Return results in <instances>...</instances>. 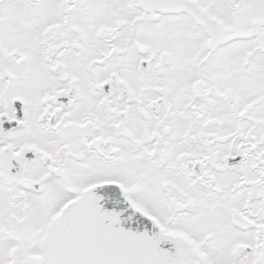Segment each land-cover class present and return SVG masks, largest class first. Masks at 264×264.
<instances>
[{
  "label": "snow or ice",
  "instance_id": "6c2138e0",
  "mask_svg": "<svg viewBox=\"0 0 264 264\" xmlns=\"http://www.w3.org/2000/svg\"><path fill=\"white\" fill-rule=\"evenodd\" d=\"M0 264H264V0H0Z\"/></svg>",
  "mask_w": 264,
  "mask_h": 264
}]
</instances>
